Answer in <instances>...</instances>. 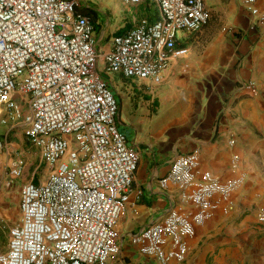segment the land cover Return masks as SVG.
<instances>
[{"label":"built area","instance_id":"obj_1","mask_svg":"<svg viewBox=\"0 0 264 264\" xmlns=\"http://www.w3.org/2000/svg\"><path fill=\"white\" fill-rule=\"evenodd\" d=\"M120 1L138 7L144 0ZM154 2L158 20L144 18L114 35L101 53L96 25L77 11L76 0H0L1 123L22 129L48 173L21 185V219L9 228L0 264H126L119 223L140 156L119 129V102L105 77L160 86L187 53L179 34L199 32L210 20L204 0ZM259 2L243 0L252 30L264 28ZM243 87L256 95L253 82ZM9 137L10 131L0 137V159L8 157L5 184L12 188L28 162L13 155ZM247 178L221 181L203 169L200 148L178 156L160 187L178 189L180 203L132 234L131 244L156 264H184L197 229L234 211Z\"/></svg>","mask_w":264,"mask_h":264},{"label":"crops","instance_id":"obj_2","mask_svg":"<svg viewBox=\"0 0 264 264\" xmlns=\"http://www.w3.org/2000/svg\"><path fill=\"white\" fill-rule=\"evenodd\" d=\"M233 1L241 11H223V24L211 22L199 32L179 34V47L186 48L187 53L173 62L160 86L118 75L129 86L127 99L117 97L118 126L140 156L128 213L119 223L121 255L126 264H156L154 259L139 253L130 237L164 218L172 205L180 203L178 189L163 190L160 180L170 172L178 156L196 148L201 149L203 169L221 181L242 174L248 178L234 195V211L220 213L197 229L196 236L189 240L190 250L184 264H264V224L259 221L264 211V28L256 25L252 30L254 21L245 11L243 0ZM204 5L208 11L206 0ZM259 7L264 9V0H260ZM156 10L154 21L159 19ZM145 18L150 20L148 13ZM102 19L100 15L94 22L96 28ZM223 27L234 30L235 35L224 34ZM101 41L102 37L97 38L99 50ZM249 82L255 84L256 95L243 87ZM124 102L130 104L141 123L155 122L160 113L154 111L162 103L167 117L165 129L151 140L139 136L132 125L121 119ZM9 144L13 155L23 154L10 142V137ZM7 160L5 155L0 165L7 191L19 193L18 223L21 185L33 175L37 183L42 181L37 171L45 165L40 161L31 173L28 163L24 179L8 188ZM15 219L11 214L0 215L1 223ZM8 247L9 238L4 253Z\"/></svg>","mask_w":264,"mask_h":264},{"label":"rangeland","instance_id":"obj_3","mask_svg":"<svg viewBox=\"0 0 264 264\" xmlns=\"http://www.w3.org/2000/svg\"><path fill=\"white\" fill-rule=\"evenodd\" d=\"M76 2L80 8L87 6L94 8V10L103 17L102 21H100V24L97 25L96 28L97 38L102 37L100 44L101 53L105 51L104 45L108 43L116 33L123 29L127 30L139 25L148 12L157 15V7L154 0H144L138 7H127L120 0H76ZM206 4L210 14V21L205 26H208L211 22L222 23L221 16L225 13L223 11H241L238 3L233 0H206ZM221 30L224 34L231 36L235 35L234 30L228 29L227 27H223ZM99 69L100 71L103 70L102 61L99 63ZM107 79L110 81L112 89L117 97L121 100L127 99V89L129 86L126 82L117 74L107 76ZM157 105L159 109L154 112L155 114L160 113V115L153 123L149 120H146L144 123L139 122V120L137 121L138 118L135 115L133 108L126 102L123 103L121 119L132 125L134 130H137L139 136L149 137L151 140L154 136L164 130L165 125L167 124L165 123L167 121L165 107H162V103H158ZM7 131H10V142L23 153L31 166V173H34L35 169L40 165V158L37 151L23 136L22 129L18 127L12 129V126H5L1 123L0 119V137ZM127 138H129V136H127ZM163 141H165V137L162 139V142ZM40 174L43 180L46 179L48 173L45 170V166L38 169L37 175ZM3 214H11L12 216H15L16 219L9 222H0V254L6 251L9 238V228L16 223L20 216L19 193L18 191L13 193L7 191L4 186L3 168L0 165V215Z\"/></svg>","mask_w":264,"mask_h":264},{"label":"trees","instance_id":"obj_4","mask_svg":"<svg viewBox=\"0 0 264 264\" xmlns=\"http://www.w3.org/2000/svg\"><path fill=\"white\" fill-rule=\"evenodd\" d=\"M77 11L82 13V14H84V15H87V16L91 17L93 22H96V21H98L100 19L99 13H97V11L94 10V8H92L90 6H87V7H84V8L77 7ZM148 17L150 18L151 21H154L155 18L157 17V15H153L152 13L148 12ZM124 32H125V29L119 31L115 35H120V34H122ZM105 80L108 82L107 77H105Z\"/></svg>","mask_w":264,"mask_h":264}]
</instances>
